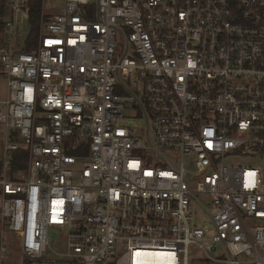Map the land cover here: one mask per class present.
Here are the masks:
<instances>
[{
	"label": "built area",
	"instance_id": "obj_1",
	"mask_svg": "<svg viewBox=\"0 0 264 264\" xmlns=\"http://www.w3.org/2000/svg\"><path fill=\"white\" fill-rule=\"evenodd\" d=\"M48 1L0 0V264H264V0Z\"/></svg>",
	"mask_w": 264,
	"mask_h": 264
},
{
	"label": "trees",
	"instance_id": "obj_2",
	"mask_svg": "<svg viewBox=\"0 0 264 264\" xmlns=\"http://www.w3.org/2000/svg\"><path fill=\"white\" fill-rule=\"evenodd\" d=\"M31 15L30 24L32 27L31 36L36 37L39 34L41 0H30ZM29 161V154L25 151H16L12 153L11 168L13 172L19 170H26ZM2 171V164H0V173Z\"/></svg>",
	"mask_w": 264,
	"mask_h": 264
},
{
	"label": "rangeland",
	"instance_id": "obj_3",
	"mask_svg": "<svg viewBox=\"0 0 264 264\" xmlns=\"http://www.w3.org/2000/svg\"><path fill=\"white\" fill-rule=\"evenodd\" d=\"M60 6H61L60 2H58L56 0H51V1L47 2L46 9H47V11L51 9V10H53V13H55L57 10L55 8H57V7L59 8ZM6 96H7L6 84L4 82H0V100H4L6 98ZM123 123L126 126H136V127L137 126L141 127V125L143 124V122L141 120L136 119V118L126 119L123 121ZM1 148L2 147L0 146V155H1ZM0 210H1V199H0ZM202 217L205 218L204 215H202ZM53 236H55V233L53 234ZM3 238L5 239V241L11 242L10 233L8 232L7 228L3 226L2 218L0 216V244H1V241ZM196 255L198 257H204L202 255V253H197ZM215 255L217 257L218 253ZM192 264H214V263H212V262L205 263V262L199 261V262L192 263Z\"/></svg>",
	"mask_w": 264,
	"mask_h": 264
},
{
	"label": "crops",
	"instance_id": "obj_4",
	"mask_svg": "<svg viewBox=\"0 0 264 264\" xmlns=\"http://www.w3.org/2000/svg\"><path fill=\"white\" fill-rule=\"evenodd\" d=\"M2 139H3V132H2V130H1V128H0V146L2 147V148H1L0 159H1V156H2V153H3V143H2ZM0 164H1V162H0Z\"/></svg>",
	"mask_w": 264,
	"mask_h": 264
}]
</instances>
